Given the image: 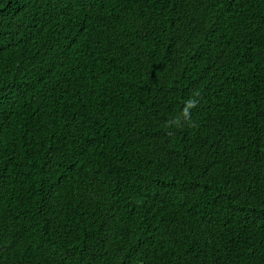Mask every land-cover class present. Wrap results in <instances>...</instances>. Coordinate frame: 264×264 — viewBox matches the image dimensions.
<instances>
[{
	"label": "trees",
	"instance_id": "1",
	"mask_svg": "<svg viewBox=\"0 0 264 264\" xmlns=\"http://www.w3.org/2000/svg\"><path fill=\"white\" fill-rule=\"evenodd\" d=\"M0 264H264V0H0Z\"/></svg>",
	"mask_w": 264,
	"mask_h": 264
}]
</instances>
